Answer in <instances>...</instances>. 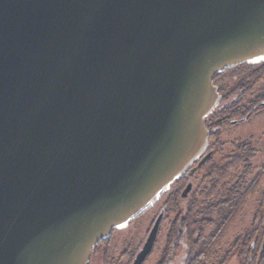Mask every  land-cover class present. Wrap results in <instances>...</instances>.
I'll list each match as a JSON object with an SVG mask.
<instances>
[{
    "label": "water",
    "instance_id": "obj_1",
    "mask_svg": "<svg viewBox=\"0 0 264 264\" xmlns=\"http://www.w3.org/2000/svg\"><path fill=\"white\" fill-rule=\"evenodd\" d=\"M263 62L264 0H0V264H87L210 156L214 76Z\"/></svg>",
    "mask_w": 264,
    "mask_h": 264
},
{
    "label": "flooded vegetation",
    "instance_id": "obj_2",
    "mask_svg": "<svg viewBox=\"0 0 264 264\" xmlns=\"http://www.w3.org/2000/svg\"><path fill=\"white\" fill-rule=\"evenodd\" d=\"M260 65V64H259ZM245 66L249 67L245 64ZM228 71V70H226ZM225 71V72H226ZM224 72V73H225ZM223 74V73H219ZM219 75L216 74L213 79V84H215V79ZM217 91L221 95V101L219 103V106L213 111L210 115H208L207 122H206V130H208L209 135L207 137L208 142V148L205 151V153H209L210 156L205 160L203 164H198L200 159L195 161L191 168H189L179 179L172 182L165 193L162 194V196L158 199L157 202L153 203L150 208H148L145 212L137 215L135 219L129 221L126 226H128L130 223L134 222L136 219L141 218L145 213H147L148 210L155 207L160 200L161 207L159 210L154 214L153 219L150 221L149 225L147 226V231L145 233L144 241L148 236L150 228L153 226L155 221L160 217L159 225H158V232L155 238L154 246L149 254V256L152 254V251L154 250L156 244H157V238L160 235L161 232V226L164 220H167V234L165 237L166 243L167 240L174 243V248L171 251L173 254V251H176L180 248L181 244L186 242V249L187 254L185 257V260L189 257V247H188V235L189 230L188 228H183L184 223L187 221H191L193 217H195L196 224L194 228L196 231L194 233L195 240H201L200 243H207L208 246L204 247V249L211 251V258L216 257L217 254V248L219 244V239L221 240V233H223V227H226V224H228V220L230 218V210L232 208H236L237 206L243 207L244 203H240L243 196L248 194V183H245L244 178L237 180L235 183H232L229 188H227V191L224 193L223 191H219V187H222L223 184L230 178L231 170L226 173L225 179L221 180L216 184V188H212V171H211V161L213 158V154H211V147L216 145L217 142L211 143L212 139H215L217 136L216 132H222L227 127H230L232 125H237L240 122L246 121L250 119L253 115H257L261 113L264 109V105L261 103L264 102V88L259 91L260 93L256 95L253 99H251V102H248V105H245L244 107L239 106L238 108H230L229 103L224 104L223 98L225 95H223V91H220V87L217 86ZM221 124H224L223 127H220ZM216 133V135L214 134ZM194 168L193 173L190 172L191 169ZM218 173V172H217ZM220 173V172H219ZM223 173V172H221ZM195 178H198V182L194 186V182L196 181ZM214 180V179H213ZM209 184L208 188H204L205 183ZM189 185V190L187 192L185 191V188ZM194 187V188H193ZM264 194V193H262ZM201 197V198H200ZM261 199V198H260ZM257 201V205L259 206V209L261 211V208H263L262 204L264 201L262 199ZM183 202L184 206H182L180 203ZM199 204L198 207L196 205ZM223 207L224 209H228L227 216L222 215L223 218L220 217L217 220L211 219L209 217V213L211 211H218L219 208ZM259 211V212H260ZM258 213V212H257ZM259 214V213H258ZM257 214V215H258ZM256 215V216H257ZM253 224V223H252ZM255 225V224H254ZM125 226V227H126ZM124 227V228H125ZM211 228L212 230L208 233V236H205V230L206 228ZM202 228V230H200ZM123 230V229H112V234L108 240H102L100 243L94 247L97 248L100 245H103L105 241H109L114 233L116 231ZM205 236V237H204ZM179 240L176 242V239ZM264 238V214L260 215L258 217V220L256 222V225L250 227L249 229H245L243 233L236 236L234 241L227 247L223 248L221 250L220 258L217 260L216 264H224L223 259L228 258V256L235 255L237 259L241 257V262L239 264H261L262 260H264V253H261V243ZM143 241V244L145 243ZM165 243V245H166ZM141 245V247L143 246ZM214 245V246H213ZM141 247L137 250L139 251ZM92 250V253L94 251ZM219 249V248H218ZM164 250V249H163ZM136 251V252H137ZM91 253V258H92ZM219 253V252H218ZM135 255L130 259V264L132 260L134 259ZM149 256L145 259V261L142 264H145L146 260L149 258ZM246 257V261L244 260ZM209 258L205 263L208 264ZM91 259L87 264H90Z\"/></svg>",
    "mask_w": 264,
    "mask_h": 264
},
{
    "label": "rangeland",
    "instance_id": "obj_3",
    "mask_svg": "<svg viewBox=\"0 0 264 264\" xmlns=\"http://www.w3.org/2000/svg\"><path fill=\"white\" fill-rule=\"evenodd\" d=\"M263 68L259 65H250L249 67L244 64L237 65V67L220 74L214 80L215 85L220 87V91H223V95H226L227 92L235 86H238L241 81L247 82L251 74H255V72ZM259 80L260 81L256 82L248 93L241 95L240 104L248 105V102H251V99L258 95L260 93L259 91L264 88V75ZM241 93L242 92H238L234 94L227 102L230 103L238 99ZM227 102L224 104H227ZM214 142H217V144L211 147V154H213L212 160L215 163L222 164L224 158L229 155V153L236 152L239 149L241 150L242 146L245 147L247 153L245 161L241 163L240 167L231 170L230 178L222 187H219L218 190L225 193L232 183L242 178H244L245 183L253 186L250 187L251 193L246 195L243 207L237 206L230 210L232 216L230 215L226 227H223V233H221L222 235L220 236L221 240H218V255L211 258L212 255L210 254L209 258L211 259L208 264H216L217 260L220 258L219 255H221V250L227 248L234 241L235 237L243 233L245 229H249L252 226L254 228L258 217L264 214V203L262 204L263 208H261V211L259 209L260 205H257V201H259L260 198L264 201V194H262L264 193V109L261 113L252 115L250 119L240 122L237 125L227 127L222 132L217 133L216 138L211 140V143L214 144ZM195 179L194 186L199 180L198 178ZM208 187L209 184L206 182L204 188ZM161 202L162 200H160L155 207L148 210L141 218L136 219L123 228V230L116 231L107 243L95 248L92 253L90 264H128L136 251L143 244L147 226L153 219L154 214H156L161 207ZM180 204L184 206L183 202ZM228 211L227 208L224 209L221 207L218 211H211L209 217L217 220L219 215L221 218H223L222 215L226 217ZM161 229L160 235L156 240L157 244L145 264H157L159 260H161L166 243L165 237L168 231L167 220L163 221ZM211 230L212 229L209 227L206 228L204 233L205 236H208ZM186 254V242H184L178 250L173 251V254L169 258V264H185ZM241 260V257L238 260L235 255L228 256L224 264H239Z\"/></svg>",
    "mask_w": 264,
    "mask_h": 264
},
{
    "label": "trees",
    "instance_id": "obj_4",
    "mask_svg": "<svg viewBox=\"0 0 264 264\" xmlns=\"http://www.w3.org/2000/svg\"><path fill=\"white\" fill-rule=\"evenodd\" d=\"M243 65V64H241ZM245 65V64H244ZM260 67H264V62L261 63L259 65ZM220 75V74H218ZM264 75V68L258 72H255V74H251L249 77V80L246 81H241L240 84L238 86H235L233 89H231L229 92H227V94L225 95V97L223 98V102H227V100L232 97L234 94H237L238 92H242L240 94V96H238V99L230 102L228 105H230V108H238L239 106H245L240 104V100H241V95H244L246 93H248V91H250V89L253 87L254 84H256V82L260 81L259 79L262 78V76ZM253 115V114H252ZM251 115V116H252ZM224 124H221L220 127H223ZM218 133V132H216ZM216 133H214L216 135ZM247 158V153H246V149L244 146H242V149L237 150L236 152L233 153H229V155H227L224 158V161L222 164L219 163H215L213 160L211 161V171H212V188H216V184H218V182H220L221 180L225 179V175L227 172H229L230 170L236 169L238 167L241 166V163L245 161V159ZM218 172V173H217ZM220 172V173H219ZM223 172V173H221ZM214 179V180H213ZM253 185H249L248 189L249 192L248 194L251 193V189L250 187ZM252 193H253V189H252ZM247 195V194H246ZM246 195L243 196L242 200L240 203L245 202L246 199ZM196 205V204H195ZM199 204L196 205V207H198ZM195 217H193V219L190 221H187L186 223H184L183 228H188L189 235H188V247H189V257L186 259L185 264H206L205 262L209 259V255L211 254V251L204 249V247L208 246L209 244L207 243H200L201 240H195L194 238V233H195V229L196 227V221ZM200 230H202V228H200ZM176 242L179 241L177 240V238L175 239ZM168 242L166 243L164 250H163V254L161 256V260H159V262L157 264H169L170 262V257L172 255V250L174 248V243L167 240ZM104 243H107V241H105ZM226 258L223 259V261H225ZM246 261V257L244 259ZM261 264H264V260H262Z\"/></svg>",
    "mask_w": 264,
    "mask_h": 264
}]
</instances>
